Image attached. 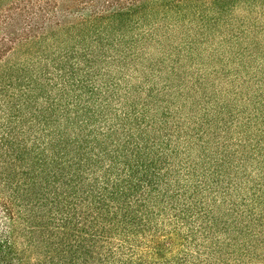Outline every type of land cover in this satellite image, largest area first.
Listing matches in <instances>:
<instances>
[{
    "label": "trees",
    "instance_id": "trees-1",
    "mask_svg": "<svg viewBox=\"0 0 264 264\" xmlns=\"http://www.w3.org/2000/svg\"><path fill=\"white\" fill-rule=\"evenodd\" d=\"M0 264H264V0H0Z\"/></svg>",
    "mask_w": 264,
    "mask_h": 264
}]
</instances>
